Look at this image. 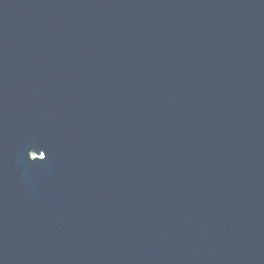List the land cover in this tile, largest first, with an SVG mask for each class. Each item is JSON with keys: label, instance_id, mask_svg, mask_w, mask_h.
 <instances>
[{"label": "water", "instance_id": "95a60500", "mask_svg": "<svg viewBox=\"0 0 264 264\" xmlns=\"http://www.w3.org/2000/svg\"><path fill=\"white\" fill-rule=\"evenodd\" d=\"M0 264H264V0H0Z\"/></svg>", "mask_w": 264, "mask_h": 264}]
</instances>
